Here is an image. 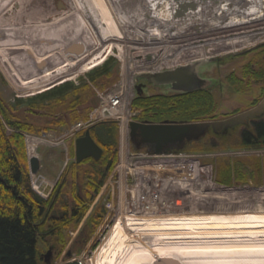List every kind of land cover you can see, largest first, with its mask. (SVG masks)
Returning a JSON list of instances; mask_svg holds the SVG:
<instances>
[{"label": "rangeland", "instance_id": "rangeland-1", "mask_svg": "<svg viewBox=\"0 0 264 264\" xmlns=\"http://www.w3.org/2000/svg\"><path fill=\"white\" fill-rule=\"evenodd\" d=\"M2 2L4 4L0 10V20L17 16L22 20V16L29 15L30 19L21 22L24 26L33 27L40 23H51L63 15L72 13L67 0H0V3ZM59 2L66 7L64 10H59ZM186 30L190 32L195 28L190 26ZM246 31H249L248 28ZM135 36L131 28L126 32L125 38L106 42L104 46L111 44L112 50L99 66L83 71L64 83L59 84L65 79L58 80L47 91L34 95L19 91L16 88L17 81L10 72L5 71V65L0 66V105L12 120H20L31 127L21 132L24 137L26 167L30 174L31 188L33 189L35 177L41 176L42 180L52 183L51 186H53L65 171L69 182L62 189L63 204H58L56 210H65L68 205L79 207L78 213H84L80 221L78 216H73L70 212L65 216L64 224L62 222V227L56 233L57 236L52 237L53 234L50 233L46 236L47 241L43 238L38 239L37 247L42 264H48L46 258L52 247L53 257L49 258L50 264H66L70 260H77L83 264H120L129 251L141 247L153 252H166L175 248L188 250L185 256L188 261L196 264L204 263L212 261L208 255L190 251L196 247L214 246L215 243L226 239L236 240L233 237H224L226 234L223 231L228 230L221 228L225 226L221 223L223 220L228 226L229 222L237 220V216L264 217V145L253 147L242 145L240 133L244 129L251 128L248 122L239 123L226 132L222 130L217 132L211 126L186 132L176 142L167 145L162 153H156L154 147L143 140L139 131L132 129L131 124L134 122L130 123V118L127 116L124 119L126 125L123 127L124 144H122V125L116 123L118 128L117 162L104 185L98 191L96 190L94 196H88L85 202L75 196V185L72 180L75 141L92 126L109 121L104 118L99 119L98 122H94L93 125L80 132H76L75 128L80 123L90 121L98 108L94 105V100L100 95L107 96L117 88L122 79L130 82L132 80L134 83L139 73L154 71L149 69V65H142L144 60L140 62L139 59H144L148 54H145L146 50L143 49L145 45L141 39L138 40L139 36ZM209 37L221 38L222 32H214L207 36ZM174 40H171L170 44L167 43V48L172 51L176 49L173 46L177 44ZM104 46H100L94 53ZM260 46H264V37L252 40L249 45L232 53L254 50ZM139 54L140 56L135 58ZM225 54L227 52L215 54L212 57L220 58ZM157 55L159 57V54ZM187 63L164 67L162 70L174 69ZM232 66L239 67L236 64H229L230 68ZM214 67L216 66L213 65L210 70ZM213 71L215 73L218 69ZM225 72L224 75L228 73ZM263 84L259 82L253 85L245 84L237 88V91L228 90L230 96L223 99L225 102L216 93L215 96L197 95L200 99L194 96H188L186 99L173 97L168 101L169 107L167 108L161 99H156L159 101L156 108L147 103L135 104L133 99L131 110L137 112V119L140 121L149 119L155 123H161L162 120L171 118V121L176 119L189 123L210 124L225 120L228 116L239 115L261 102L264 98ZM133 90L136 95L135 87ZM147 93L148 95H160L163 91L161 87L149 86ZM6 131L8 135L14 133L13 129L8 126ZM29 138L40 140L36 149V155L40 160V171L37 175H33L30 169ZM121 151L124 152L123 161ZM133 154H140V156L143 154L142 157L146 162L139 164L140 157L135 156L132 159ZM182 157L191 159V162L206 165L210 170L211 182L216 185L215 188L205 187V176L190 177V180L192 179L190 186L169 188L162 197L160 195L158 198L148 194L146 195L148 200L144 202V197L141 195L143 187L134 188V190L139 189L140 193L137 191L133 193L131 190L133 188L131 184L139 180L137 172H134L136 175L132 178L127 169L124 168L121 172L118 169L120 164L123 167L124 161L125 163L132 162L134 169L143 170L142 176L151 180L149 183H144L145 186L148 184L146 190H153L152 194H155V191L161 193V186L158 187L155 184L156 180L185 178L180 176L182 173L176 171V166L172 164ZM136 163L137 165L134 166ZM189 163L182 162L179 167L186 170L185 164ZM218 171L220 177L222 173L230 176L227 184L216 182L215 177ZM37 194L46 200L51 198V195L43 197ZM177 200L179 205L176 204ZM136 203L137 208L134 209ZM87 223L91 226L81 235L79 232L87 227ZM117 224L121 226V230L115 233ZM229 234L236 235L235 233ZM254 237L256 243L264 242V233L255 234ZM144 238L147 241L143 240ZM77 240L80 242L78 243ZM69 252H71V258L67 256ZM243 261H264V253L238 256L232 258L231 264H239Z\"/></svg>", "mask_w": 264, "mask_h": 264}, {"label": "bare ground", "instance_id": "bare-ground-1", "mask_svg": "<svg viewBox=\"0 0 264 264\" xmlns=\"http://www.w3.org/2000/svg\"><path fill=\"white\" fill-rule=\"evenodd\" d=\"M67 3L72 13L63 15L51 23H40L33 27L22 25L21 22L30 19L29 15L22 16V20L19 16L0 20V66L5 65V71L10 72L17 81L16 88L19 91L29 92L30 95L41 93L50 89L58 80L65 79L59 83L61 84L83 71L96 68L112 50V45L104 46L105 43L125 38L126 32L131 28L136 34L135 37L139 36L138 40L141 39L144 43L145 54L155 56L151 61L139 59L140 62L145 61L142 62L143 66L149 65V69L154 70L150 72H160L164 67L210 58L219 53H230L249 45L252 40L264 37V0H67ZM3 4L0 3V10ZM190 26L195 30L187 32L186 28ZM246 28L249 31H246ZM214 32H222V37L207 38ZM173 39L177 44H174L173 47L176 49L172 51L167 45ZM100 46L104 47L94 53ZM173 47L171 48L174 49ZM81 48L82 52H79ZM139 56L140 54L135 58ZM136 97L135 95L133 99ZM96 99L99 106L101 96ZM96 109L101 113L100 116L97 115L95 122L109 116L107 110L102 107ZM109 118L104 119L118 123V120ZM133 122L146 121L135 119ZM124 123L122 121V144L125 140ZM39 143V139H28L30 158L37 156L36 149ZM123 153L121 151L122 161ZM138 156L141 161L139 164L146 162L144 157ZM182 162H190L185 164L186 170L181 169L180 176L185 178L158 179L156 183L154 181L158 187L161 186V193H157L158 196L162 197L169 188L177 189L191 185L190 177L193 176L191 173L197 163L182 157L172 164L178 167ZM127 164L124 161L123 166ZM121 166L122 164L118 166L119 170ZM205 170L204 172H208L205 176V187L213 189L216 185L211 182L210 172ZM142 171L137 170L140 181L143 177ZM142 180L148 183L151 181L147 177H143ZM51 185L52 183L37 177L33 181V189L43 197L50 194L53 187ZM176 204L179 205L178 200ZM236 218L237 220L229 222L228 226L225 220L221 222L225 224L221 228L228 230L223 231L226 234L224 237H233L236 240L226 239L207 248H194L190 252L208 255L212 260L208 261L209 263L197 264H231L232 258L264 253V242L254 241L255 234L264 233V217L241 215ZM120 227L119 224L115 226V233L120 232ZM143 240L147 241L146 238ZM187 253L188 250L177 248L166 252H153L141 247L129 251L120 264H153L163 257L175 258L183 264H196L186 259ZM239 264H264V261H243Z\"/></svg>", "mask_w": 264, "mask_h": 264}, {"label": "trees", "instance_id": "trees-1", "mask_svg": "<svg viewBox=\"0 0 264 264\" xmlns=\"http://www.w3.org/2000/svg\"><path fill=\"white\" fill-rule=\"evenodd\" d=\"M195 95L189 96L198 98ZM173 97L179 96L160 94L136 97L135 104L147 103L156 108L159 105L158 100L161 99L167 108L168 101ZM181 98L186 99L185 96ZM142 121L153 122L149 119ZM165 121H171V118ZM173 121L184 122L176 119ZM7 126L12 128L14 133L8 135ZM30 128L20 120H12L0 105V264H42L37 247L38 239L47 241L46 236L50 233L53 234L52 237L57 236V231L65 221L53 217L54 205L51 198L46 200L31 188L30 174L26 167L24 137L21 133ZM90 132L103 150L101 158L92 162L91 168L82 175L89 186L88 196L92 197L96 190L104 185L116 165L118 128L116 122L99 123L92 126ZM240 141L248 147L264 145V121L255 122L250 129L244 130L240 134ZM222 174L220 177L219 171L217 172L216 182L227 184L230 176ZM83 216V212L78 213L79 220Z\"/></svg>", "mask_w": 264, "mask_h": 264}, {"label": "water", "instance_id": "water-1", "mask_svg": "<svg viewBox=\"0 0 264 264\" xmlns=\"http://www.w3.org/2000/svg\"><path fill=\"white\" fill-rule=\"evenodd\" d=\"M59 10H64L66 7L63 3L59 2ZM82 52V48L79 49ZM245 52V51H244ZM243 53V52H240ZM232 55L235 53H231ZM239 54V53H237ZM230 54L226 55L229 56ZM155 56L148 54L145 56V60L151 61ZM220 58H205L198 59L185 65L178 66L174 69H167L160 72H145L138 74L135 77V90L137 97H148L147 90L149 85L153 87L163 88V94H185L195 90L206 89L208 80L201 77V74L216 63ZM212 87H209V89ZM94 105H98V99L94 100ZM263 103L258 107H255L245 113L236 115L228 121H216L210 124L206 123H189V122H175V121H163L161 123L154 122H137L132 123V129L139 131V134L144 141L151 144L154 147L156 153H162L163 149L176 142L184 133L189 131H197L206 126H211L215 129H226L238 125L245 118L251 116L260 111ZM103 150L92 138L90 130H87L85 134L75 141V155L76 160L81 162L85 158L90 156L99 160L102 156ZM31 173L37 175L40 171V160L37 156L29 159ZM41 179L42 177L39 176ZM50 254V253H49ZM71 258V252L67 255ZM66 264H80L77 260H70ZM153 264H183L180 260L172 257H163L157 259Z\"/></svg>", "mask_w": 264, "mask_h": 264}, {"label": "flooded vegetation", "instance_id": "flooded-vegetation-1", "mask_svg": "<svg viewBox=\"0 0 264 264\" xmlns=\"http://www.w3.org/2000/svg\"><path fill=\"white\" fill-rule=\"evenodd\" d=\"M231 53H227L223 55L222 57H224V59H221V60L218 59L216 63L214 64L216 67H214L212 70L205 71L201 74L202 78L209 81V83L206 85V88L208 87V90L200 89V90L192 91L190 93H185V94L179 93V94H173V95H177L181 98V96L187 97L192 94H196L195 96L205 95V94L210 95V96L211 95L215 96V93H216L223 100L230 96L228 90L233 89V91H237V88H240L241 85H245V84L253 85L254 83H257V82H259L260 84L264 83V46H260L259 48H256L254 50H248L245 52L243 51V53L237 52L239 54L235 53L232 55ZM228 54L230 55L226 56ZM229 64L231 65L236 64V66L239 65V67L232 66L230 68ZM216 68L218 69V71L214 73L213 70H215ZM225 71H227L228 73ZM224 72L227 74L224 75ZM149 86H152V85H149ZM209 87H212V88L209 89ZM262 88H264V84L262 85ZM162 91H163V88H162ZM251 102H254V101H251ZM262 103L263 105L259 112L251 116H248L242 122L243 123L248 122L252 127L253 123L264 121V98L257 105L251 106L250 109H247L243 111L242 113H245L255 107H258ZM231 118L232 116L231 117L228 116L225 118V120H219V121H228ZM230 128L215 129V131L219 132L220 130H222L226 132V130H229ZM244 130H242L241 133ZM73 161L74 162L72 163V166L74 168L73 170L74 175L72 177V180L75 185V194H76L75 196L78 197L80 201L85 202V200L88 199V192L90 191H89L88 183L86 180H83L82 175L85 174V172L91 168L90 164L92 162H96L98 160L90 156L88 158H85L81 162H78L76 160V155H75V159H73ZM67 178L68 177L67 175H65V171H63L59 179H57V181L54 183L53 188L51 189L50 194H49L51 195L52 203L54 205V210L52 211V214L54 215L53 217H58L60 221H63V219H65V216L68 215L70 212L73 213V216H78L77 213L79 210V207H73V206L69 207L68 205L66 206L65 210L63 209H61V211L56 210V206L58 204H61V203L63 204L61 200V198L64 195L62 189L67 184V182H69ZM83 193H85L87 197H85ZM86 226L87 227L81 229V232H79L81 233V235L85 231H87V229H89L91 224L87 223ZM77 241L78 243L80 242V240H77ZM83 241H84V237L82 239V242ZM52 249L53 247L51 248L50 254H48V258H46V261L48 264H50L49 258L53 257Z\"/></svg>", "mask_w": 264, "mask_h": 264}, {"label": "built area", "instance_id": "built-area-1", "mask_svg": "<svg viewBox=\"0 0 264 264\" xmlns=\"http://www.w3.org/2000/svg\"><path fill=\"white\" fill-rule=\"evenodd\" d=\"M134 84L135 82L133 83L132 80L131 82L128 81V80H125V79H122L120 84L117 86V88L115 90H112L107 96H103V95H100L101 96V100H100V103H99V106L98 107H102L104 110H107L108 112V115L109 116H105L104 118L108 119V117H110L109 119H115L118 123H120V126L122 125V121H124V119H126V117L128 116L130 119H129V122L132 123L135 119H137V112L136 111H132L131 110V102L133 101V98L135 96L134 94ZM97 111V109H96ZM95 111V112H96ZM100 113H98L97 111V114L96 116H92L90 121H88L87 123H80L78 124V126L75 128V131L76 132H80L84 129H86L87 127L93 125V123L97 120V115L100 116ZM122 119V121H120ZM128 123V122H127ZM126 125V124H125ZM140 155V154H139ZM143 154H141L142 156ZM135 156H138L136 154H133L132 155V159L135 158ZM139 158V157H138ZM131 159V160H132ZM128 165L127 166H123L121 167L120 171H122V169H127L128 171H130L131 173V176L132 178L136 175L134 172H137V170H135L133 167H132V162H128ZM197 163V166H195V168L193 169L191 175L192 178L194 177H204V176H207V173L208 172H204L206 171L205 169H207V171H210L206 165H202L198 162ZM135 166V165H134ZM177 169H175L176 171L180 169V171L178 172H181V168L178 166L176 167ZM182 173V172H181ZM135 180V179H134ZM206 180V177L204 179V182ZM135 182V184H134ZM131 185L133 188H131L132 192L134 193V191H137L139 192V189L141 187H143L144 189L141 191V195L144 197V202L148 200V194H150L151 197H155V198H158V191H155L156 193L152 194L151 192L153 190L149 189V190H146L148 189L147 186L148 184L145 186L144 183H148V182H145L141 179L140 180H136L134 181ZM204 184V183H203ZM205 185V184H204ZM140 186V188H139ZM135 187H138L139 189L137 190H134ZM129 188V187H128ZM140 193V192H139ZM135 204V203H134ZM133 204V206H134ZM110 207V205H108ZM136 207L134 209L137 208V203L135 205Z\"/></svg>", "mask_w": 264, "mask_h": 264}]
</instances>
